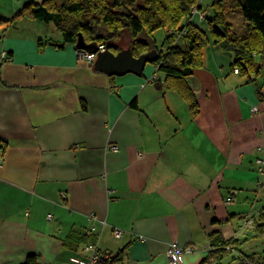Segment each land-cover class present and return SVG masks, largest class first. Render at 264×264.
<instances>
[{
	"label": "crops",
	"instance_id": "obj_1",
	"mask_svg": "<svg viewBox=\"0 0 264 264\" xmlns=\"http://www.w3.org/2000/svg\"><path fill=\"white\" fill-rule=\"evenodd\" d=\"M31 1L42 0H0V20ZM38 21L0 24V264L32 254L40 264H87L91 242L113 258L125 251L124 264H170L176 242L196 247L180 264H201L212 234L264 264L262 72H236L233 55L210 42L188 77L193 116L154 63L115 76L81 60L73 43L41 51L39 38L62 37ZM194 22L210 34L207 21Z\"/></svg>",
	"mask_w": 264,
	"mask_h": 264
},
{
	"label": "trees",
	"instance_id": "obj_2",
	"mask_svg": "<svg viewBox=\"0 0 264 264\" xmlns=\"http://www.w3.org/2000/svg\"><path fill=\"white\" fill-rule=\"evenodd\" d=\"M197 5L203 10H211L212 15L206 19L210 34L194 22L198 15H192L191 20L187 19ZM230 10L243 15L248 27L246 33H238L234 29L229 21ZM18 18L54 23L62 39L39 38L41 51L48 43L60 48L69 43L76 45L79 33H83L88 51L101 43H110L111 48L116 49L114 52L130 47L135 56L157 49L159 56L152 63L165 73L166 86L177 91L187 101L193 116L199 113V103L188 77L194 69L203 65L204 50L210 42L230 52L234 57V68L237 67L243 75L250 77L262 72L255 55L261 52L264 45V0H212L209 8H205L202 0L31 1L11 20L1 19L0 24L13 22ZM159 29L169 32L161 45L154 38V33ZM183 31L185 32L182 33ZM126 37H129V43L127 47H122L121 41ZM131 106L137 108L138 104L133 101ZM260 219L264 221V210ZM256 235H264V222L257 225ZM213 237L212 234V251L201 264H207L211 260L219 263L230 253L227 250L228 245L238 247L234 238ZM246 256L250 257L247 254ZM125 258L126 253L122 251L110 263L124 264ZM23 264L40 263L38 256L32 254Z\"/></svg>",
	"mask_w": 264,
	"mask_h": 264
},
{
	"label": "built area",
	"instance_id": "obj_3",
	"mask_svg": "<svg viewBox=\"0 0 264 264\" xmlns=\"http://www.w3.org/2000/svg\"><path fill=\"white\" fill-rule=\"evenodd\" d=\"M211 14V10L206 11L203 10L199 7V5L195 6L192 10V13L190 15L187 16L188 20L192 19V15H198L199 18L201 20H206L208 18V16ZM185 31H183L182 33H184ZM181 33H179L180 36ZM107 48V44L106 43H101L98 46V51L93 53L90 52L88 50L85 49H78L77 48V55L81 60H85L91 64H94L97 58V55L100 51H104ZM5 57L8 61H13V56L9 55V54H5ZM236 72H239V69L236 67L235 68ZM155 76L153 78H151V80H154ZM254 110H257L256 107H254ZM113 149H116L117 146L113 145L112 146ZM4 161V149L2 146H0V165L3 163ZM258 165L260 166L261 170H264V158H259L257 160ZM233 196H230L228 198V202H231L233 200ZM123 234V230L120 228H115L114 229V236L116 238H120ZM86 249L88 251H90V255L88 258V262L87 264H112L110 263L113 259L112 255L106 251H102L99 249L98 244L97 243H89L86 245ZM196 249L195 246H180L178 243L173 242L170 244L169 248H168V256H169V260H170V264H180V260L182 258V256L184 254H188V253H192L194 252ZM227 250L230 253H236L239 260H240V264H254V262L251 260L250 257L246 256L245 253H243L238 247L234 246V245H228L227 246Z\"/></svg>",
	"mask_w": 264,
	"mask_h": 264
},
{
	"label": "water",
	"instance_id": "obj_4",
	"mask_svg": "<svg viewBox=\"0 0 264 264\" xmlns=\"http://www.w3.org/2000/svg\"><path fill=\"white\" fill-rule=\"evenodd\" d=\"M78 49H87L83 33H79L76 41ZM98 46L92 48L90 52H97ZM159 56L158 50L153 49L139 56H135L132 48L127 47L118 52L111 49V44L107 43V48L100 51L94 63L95 69L108 75L121 76L127 73L141 75L144 73L146 65L152 63Z\"/></svg>",
	"mask_w": 264,
	"mask_h": 264
},
{
	"label": "rangeland",
	"instance_id": "obj_5",
	"mask_svg": "<svg viewBox=\"0 0 264 264\" xmlns=\"http://www.w3.org/2000/svg\"><path fill=\"white\" fill-rule=\"evenodd\" d=\"M206 11H209V9H207ZM238 15H239V12L237 11L236 15L234 16L236 29H237L238 33H242V34L246 33L248 31V27L246 24L244 27L240 24V20L238 19ZM212 18H213V16H212ZM203 21H206V20H203ZM38 22H40L39 24H44V26H47L48 29L49 28H55L54 23H46L44 21H38ZM50 32H51V30H50ZM166 32L167 31L165 29H159L154 33L155 34L154 38L156 39L158 45H160L161 41L163 42V39L165 37ZM128 43H129V37H126L121 41V46L127 47ZM111 49L113 51H116V49L114 47H112ZM255 60L258 62L260 67L264 66V45H263L261 52L256 53ZM149 64H151V63H149ZM262 74L264 75V67H262Z\"/></svg>",
	"mask_w": 264,
	"mask_h": 264
}]
</instances>
